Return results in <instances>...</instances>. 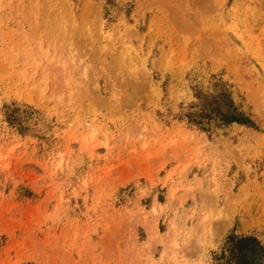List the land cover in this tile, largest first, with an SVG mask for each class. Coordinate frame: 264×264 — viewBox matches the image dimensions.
<instances>
[{
  "label": "rangeland",
  "instance_id": "374dc122",
  "mask_svg": "<svg viewBox=\"0 0 264 264\" xmlns=\"http://www.w3.org/2000/svg\"><path fill=\"white\" fill-rule=\"evenodd\" d=\"M0 264H264V0H0Z\"/></svg>",
  "mask_w": 264,
  "mask_h": 264
}]
</instances>
